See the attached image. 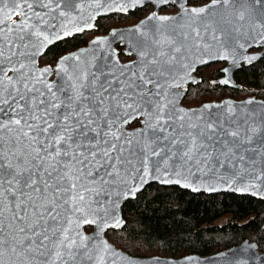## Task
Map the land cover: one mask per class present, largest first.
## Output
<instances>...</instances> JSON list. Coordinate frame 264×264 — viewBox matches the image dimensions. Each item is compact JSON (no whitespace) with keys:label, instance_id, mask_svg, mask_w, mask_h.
Instances as JSON below:
<instances>
[{"label":"snow or ice","instance_id":"1","mask_svg":"<svg viewBox=\"0 0 264 264\" xmlns=\"http://www.w3.org/2000/svg\"><path fill=\"white\" fill-rule=\"evenodd\" d=\"M169 2L178 0H158ZM185 4L179 0L178 17H149L158 21L150 35L137 26L138 61L119 76L82 61L81 52L62 57L49 82L53 69H37L35 58L62 38L48 29L63 30L60 18L82 2L0 0V264H110L120 254L101 234L121 226L120 200L150 179L191 187L211 172L229 184H264V164H256L264 160V115L236 116L229 105L230 115L205 119L212 105L186 111L175 91L197 62L229 59L245 27L260 29L264 42V0ZM134 120L140 127L127 131ZM84 225L96 232L85 235Z\"/></svg>","mask_w":264,"mask_h":264},{"label":"trees","instance_id":"2","mask_svg":"<svg viewBox=\"0 0 264 264\" xmlns=\"http://www.w3.org/2000/svg\"><path fill=\"white\" fill-rule=\"evenodd\" d=\"M121 17L110 14L100 18L95 32L107 33L122 22ZM86 41L87 37L76 35L56 43L46 54L56 57ZM46 54L41 61L48 60ZM240 73L258 85L264 82V61ZM123 213L125 228L111 229L107 236L131 255H210L246 239L256 241L264 252V200L248 195L193 193L177 186L152 184L128 200ZM222 217L227 219L218 222Z\"/></svg>","mask_w":264,"mask_h":264},{"label":"water","instance_id":"3","mask_svg":"<svg viewBox=\"0 0 264 264\" xmlns=\"http://www.w3.org/2000/svg\"><path fill=\"white\" fill-rule=\"evenodd\" d=\"M83 4L82 9H78L76 12L72 13L68 17L60 18L61 22L66 25V27L61 30V28L57 27L56 29H48L50 38L56 33L59 32L62 36L61 39H54L52 43L48 44L46 48L43 49V54L37 56L36 65L37 69H44L45 67H51L53 69V73L51 76L47 77L49 82H53L57 80L56 74V67L58 61L64 56H71L73 54H79L83 52L81 56V60L95 64L99 68H103L105 71L109 69L112 72L119 76L123 66L125 65H134L135 62L138 61V51L139 49L135 47V42L138 39V34L135 33V29L137 26H141V31L151 34V30L154 25L158 24V21L150 20L154 13L157 16H171V17H178L180 13L175 15H159L156 12L151 13L146 18L139 21L137 24L128 27H114L107 34L97 35L92 38L86 46L80 47L76 50L70 51L62 55L55 66L52 65H41V58L45 55L50 47L55 45L58 42H61L69 37H73L75 35H79L85 32H91L97 29V22L100 18L108 16L110 14H126L130 10H134L137 7L144 6L147 2H151V0H131V4L134 6H129L124 0H80ZM97 3L100 4V7H97ZM118 5H123L127 7V11H119L113 10ZM105 8L108 10L105 11ZM158 10V8H157ZM99 13V14H98ZM73 16L75 19H73ZM95 16V19L92 20L91 17ZM14 19L19 20L20 17H14ZM91 23L93 26L88 28L85 27L86 23ZM143 22V23H142ZM77 27L84 28L83 31H75L74 29ZM252 28L246 27L243 29L245 36L239 39L238 44L234 47L228 48V55L229 62L228 66L225 68L227 71L224 70L226 76L220 79L218 82L221 83L223 80H228L227 84L221 83L223 85H234L233 82V73L235 70L239 69L240 67L245 65H251L255 63L261 56L262 53L257 54H249L248 49L250 48L251 44L247 42L249 40V32L251 33ZM63 31L71 32L70 35H63ZM103 40L104 43L94 44L93 41L96 40ZM205 39H208L207 37ZM117 44L121 46H125V54L126 55H135L136 58L132 61L123 62L120 58V53L118 48L116 47ZM239 44H243L244 47L240 48ZM254 57V58H253ZM253 58V59H250ZM193 59L195 60L196 57L194 56ZM207 59V56H205ZM222 59H209L207 63H199L195 64V70L205 64H210L212 62L221 61ZM193 72H191V79H188L187 82L183 85L182 88L176 89L181 93V95L177 98L178 99V106L186 111L191 110H200L203 109L205 105H212L210 109L201 113V115L207 119L210 114L220 113L222 117H226L230 115L228 113L229 105L232 106L233 111L236 113V116H240L241 113L246 115H250L253 120L259 121L260 117L264 115V100L256 99V98H248L246 100H234V99H223L221 101H210L204 102L198 106L187 107L185 106L182 101L184 95L186 93V89L188 83L194 78ZM11 74V73H10ZM122 78V77H121ZM103 79V77L101 78ZM251 101V103H249ZM219 106V107H216ZM235 119V117H233ZM137 120L132 121V123L126 126V130L131 132V130L140 127H131ZM195 122V117H194ZM225 126H228L227 119H224ZM257 166L264 164V160L258 158L256 161ZM243 167V166H242ZM218 173H223L224 169H216ZM211 172L208 173L207 176H202L200 180H196L192 178L190 180L191 187H184L182 184H163L160 183L158 180L150 179L147 183L143 184L139 191L135 193L134 196L129 195L127 198L121 199L119 202V206L117 209V215L119 220L121 221V226L119 227H107L104 232L101 234V239L106 241L107 244L114 250L115 253H119L120 256H109V261L114 260L115 264H264V252L259 249V245L256 241H251L250 239L244 240L239 245L230 247L228 249L220 250L210 255H200L197 253L187 254L182 257H165L160 255H153V256H137L131 255L124 251L123 249L118 248L107 236V232L111 229L121 230L125 228L127 222L124 217L123 207L125 203L137 197V195L143 191L146 187L152 184H159L163 186H177L186 190H189L193 193H207V194H217V193H235L239 195H248L251 197H255L257 199L264 200V184L256 182V187H251L250 182L248 183H241L240 180H237L235 183L229 184L227 180H220L217 178L209 179L211 176ZM248 188L249 190H241ZM195 189V190H194ZM111 223V221H110ZM87 227H92L91 231L87 230ZM83 232L87 236H92L96 232L95 226L84 225Z\"/></svg>","mask_w":264,"mask_h":264},{"label":"flooded vegetation","instance_id":"4","mask_svg":"<svg viewBox=\"0 0 264 264\" xmlns=\"http://www.w3.org/2000/svg\"><path fill=\"white\" fill-rule=\"evenodd\" d=\"M210 0H186V7H199L204 4L209 3ZM158 8V10H157ZM252 10L251 8L249 9ZM159 15H175L180 13L181 9L179 7V0L177 3H158V0H151L147 2L142 7H137L134 10L128 11L126 14L122 15V22L114 27H128L137 24L142 19L149 16L151 13L156 12ZM112 27V28H114ZM252 28L251 33L249 32V42L251 44L248 49L249 54L262 53V56L253 64L245 65L235 70L233 73L234 85H223L218 81L226 76L224 72L225 68L228 66L229 62L227 60H221L217 62H212L210 64H205L199 66L193 73L194 78L188 83L186 93L184 95L182 103L187 107L198 106L204 102L210 101H221L223 99H234V100H246L248 98H256L264 100V82H259L255 84L249 82L246 78L242 76L241 71L247 70L253 67L255 64L264 61V42L259 39L260 29L253 28L251 25L247 26ZM111 28V29H112ZM246 28V27H245ZM110 29V30H111ZM97 29L91 32H85L79 34L83 38L87 37L85 44L69 49L68 51L57 55L56 57L51 54L48 56L49 62L41 65H52L55 66L58 59L70 51L76 50L80 47L86 46L88 42L97 35H103L107 33H96ZM76 36V35H75ZM74 37V36H73ZM70 38V37H69ZM116 47L119 50L120 58L123 62L132 61L136 58L135 55H126L125 46L117 44ZM184 89V88H182ZM140 124V121H136L131 127H136Z\"/></svg>","mask_w":264,"mask_h":264},{"label":"rangeland","instance_id":"5","mask_svg":"<svg viewBox=\"0 0 264 264\" xmlns=\"http://www.w3.org/2000/svg\"><path fill=\"white\" fill-rule=\"evenodd\" d=\"M117 25V24H116ZM115 25V26H116ZM119 25V24H118ZM49 60V59H48ZM48 60L47 59H45V61H42V64H46V63H48ZM140 125V124H139ZM138 125V126H139ZM227 219V217H222L221 219H219V221L218 222H224L225 220ZM93 229V228H92Z\"/></svg>","mask_w":264,"mask_h":264}]
</instances>
